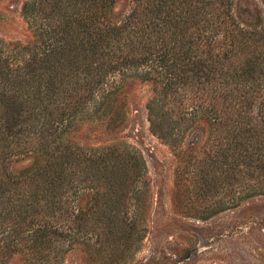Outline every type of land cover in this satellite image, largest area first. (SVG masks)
Returning <instances> with one entry per match:
<instances>
[{"label":"trees","instance_id":"1","mask_svg":"<svg viewBox=\"0 0 264 264\" xmlns=\"http://www.w3.org/2000/svg\"><path fill=\"white\" fill-rule=\"evenodd\" d=\"M120 2L128 11L116 8ZM233 5H24L37 42L11 48L0 41V264L15 252L34 256L67 238L75 242L82 228L89 236L79 238L92 255L99 258L106 249L107 258L113 243L139 233L138 218L108 201L120 195L121 202L130 185L133 193L142 190V156L71 137L84 120L107 129L118 123L127 82L152 84L149 122L167 144L179 147L193 124H207L210 148L204 159L191 157L192 178L212 181L220 170L240 195L230 205L245 195L264 196V33L238 21ZM23 161L30 165L16 171ZM85 197L90 205L84 211Z\"/></svg>","mask_w":264,"mask_h":264},{"label":"rangeland","instance_id":"2","mask_svg":"<svg viewBox=\"0 0 264 264\" xmlns=\"http://www.w3.org/2000/svg\"><path fill=\"white\" fill-rule=\"evenodd\" d=\"M31 2L0 0V41L8 47L37 42L23 12L24 5ZM233 4L238 21L264 33V0H233ZM116 8L129 9L124 2ZM152 94L151 83L127 82L118 98L122 107L118 123L107 129L99 122L84 120L71 134L82 145H116L142 156V190L133 193L135 186L130 185L121 202L120 195L108 201L116 211L138 218L139 233L113 243L107 258L106 249L95 258L89 244L79 238L89 236L82 228L75 242L61 240L34 256L29 251L15 252L7 264H264V196L245 195L230 205L229 200L235 202L240 195L237 185H228L220 170L212 181L205 177L201 182L199 175L192 178L191 157L207 156L209 128L204 121L195 123L179 147L167 144L151 130L147 104ZM28 165L29 161H23L14 169L20 171ZM128 168L130 171L131 166ZM129 171V178L133 177V167ZM87 198L81 200L84 211L90 205ZM20 242L25 244L24 239Z\"/></svg>","mask_w":264,"mask_h":264}]
</instances>
